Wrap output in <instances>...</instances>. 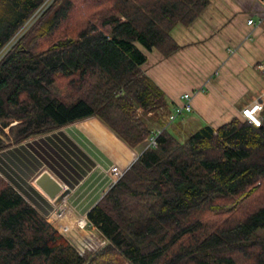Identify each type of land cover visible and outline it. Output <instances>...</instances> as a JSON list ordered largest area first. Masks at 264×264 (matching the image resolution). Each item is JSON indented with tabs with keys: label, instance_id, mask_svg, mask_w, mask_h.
<instances>
[{
	"label": "trees",
	"instance_id": "16d2710c",
	"mask_svg": "<svg viewBox=\"0 0 264 264\" xmlns=\"http://www.w3.org/2000/svg\"><path fill=\"white\" fill-rule=\"evenodd\" d=\"M46 1L0 0V51L18 37L0 59V150L92 116L136 148L166 128L88 212L106 240L88 257L0 175V264H264V110L181 140L144 70L210 1L52 0L35 18Z\"/></svg>",
	"mask_w": 264,
	"mask_h": 264
},
{
	"label": "crops",
	"instance_id": "0c3cea01",
	"mask_svg": "<svg viewBox=\"0 0 264 264\" xmlns=\"http://www.w3.org/2000/svg\"><path fill=\"white\" fill-rule=\"evenodd\" d=\"M209 1L191 25L172 28L181 45L176 53L164 57L157 50L151 51L144 65L147 74L164 89L171 113L181 104L182 94L194 91L208 79L207 91L194 97L193 111L182 122H176L179 117L173 121L180 134L198 124L219 126L241 115V110L264 92L260 68L264 63V0ZM249 19L254 23L250 25ZM164 63L172 67L170 80L159 69ZM163 82L182 87L176 88L173 96L167 95ZM131 149L101 119L92 116L0 150V173L47 219L54 203L32 180L47 168L71 189L67 198L70 212L50 222L66 236L97 234L100 232L90 226L81 228L78 221L86 218L112 187L110 165L131 162Z\"/></svg>",
	"mask_w": 264,
	"mask_h": 264
},
{
	"label": "built area",
	"instance_id": "2783aa9c",
	"mask_svg": "<svg viewBox=\"0 0 264 264\" xmlns=\"http://www.w3.org/2000/svg\"><path fill=\"white\" fill-rule=\"evenodd\" d=\"M248 23L251 25L254 23V20L249 19ZM260 68L262 70H264V63L260 64ZM218 71L219 70H216V74H218ZM208 83H209V81L207 79L204 84L197 87L194 91L186 92V93L182 94V102L177 107H175L176 109L170 114L169 120L167 121L168 122L167 126L171 125L173 123V121H175L180 115L193 111L194 108L192 106H193V101H194V97H195L196 93L206 92ZM263 110H264V92L261 95V97L258 98L254 102V104H250L249 106H247L241 110V116H242V118L247 119L250 122H253L254 125L255 124L260 125L262 120H263V118H262ZM165 128L166 127H156L154 129V132L149 136V138H147L143 143H141V145H139V148L132 147V149H131L132 150V160H131V162H129V164L122 166L118 163H112L110 165L109 172L111 175L110 177L112 178V185L115 184L116 182H118L122 178V175H124L126 173V171L131 167L133 162H135L137 160V158L142 154V152L145 150V148H148V147L150 148V146H157V139L159 137V134H161ZM46 169L47 168H44L43 170H46ZM32 180H33V183H35L34 178ZM64 187L66 188L65 185H64ZM66 199H67V197L60 203H57L54 199H50L54 203L53 204L54 208H53V211L51 212V214L47 217L48 219H52L56 215L60 217L64 213L71 210V206L68 205V202ZM78 225L81 228H85V227L87 228V226L89 225L87 217L81 218L78 221Z\"/></svg>",
	"mask_w": 264,
	"mask_h": 264
},
{
	"label": "rangeland",
	"instance_id": "374dc122",
	"mask_svg": "<svg viewBox=\"0 0 264 264\" xmlns=\"http://www.w3.org/2000/svg\"><path fill=\"white\" fill-rule=\"evenodd\" d=\"M52 2V0H48V1H46V3L44 4V5H42L41 7H42V10H41V12L40 13H38L36 16H34L35 18L36 17H38V15L39 14H41L44 10H45V7L46 6H48L50 3ZM40 7V8H41ZM252 17H255L256 18V15H253ZM30 21V20H29ZM17 37V35L15 34V36H13V39H12V41H11V43H10V46H11V44L12 43H14L15 42V40L18 38H16ZM10 46L8 45V48H10ZM7 47H3L2 48V50L0 51V59L2 58V56L4 55V53H3V51L6 49ZM7 48V49H8ZM6 49V50H7ZM150 53V52H149ZM160 56V55H159ZM166 63H169V64H171L170 63V60H166L165 61ZM166 63H164V65H161V67L159 68V69H161V74L164 76V77H166V79L167 80H170V78L172 79V67H167V66H165V64ZM160 65V64H159ZM263 78V77H262ZM163 85H164V87H165V89H166V91H167V95H174L175 93H177V91H176V88H181L182 86L181 85H177L176 87H172V84L171 85H169L168 83L165 85V83L163 82ZM191 92V91H190ZM172 95V96H173ZM167 109H168V107H167ZM188 113H191V112H187V113H184V114H182V115H180L179 116V118L176 120V122H182L181 120H183V118L184 117H186V115H188ZM14 124L16 123V121L15 122H13ZM199 125H201V124H198L195 128H193L192 130H189V131H187L186 133H183V134H180L179 132H177V131H175V128L172 126V124L171 125H169V129L172 131V132H176L174 135H176V136H178L181 140H185V138H187L190 134L189 133H191V132H193V131H195V129H197L198 127H200ZM6 129V131L8 132L9 131V128L8 127H5ZM1 135V134H0ZM2 138L4 139V141H6L7 143L9 142V144L11 143V138H7V137H4V136H2ZM8 147V146H7ZM6 147V148H7ZM5 150V149H4ZM0 175L5 179V181H8L7 180V178H5V176L4 175H2L1 173H0ZM8 182H10V181H8ZM11 183V182H10ZM65 185V184H64ZM68 198V197H67ZM67 200V199H66ZM68 212H70V210L68 211ZM68 212H66V213H64L62 216H60V217H63L65 214H67ZM59 216H55V217H53V218H60ZM48 219V218H47ZM49 221H52V219H48ZM86 228V227H85ZM260 233H263L264 232V230H260L259 231ZM71 242H73V240L74 239H76L77 240V245L79 246V249H81L84 253V255L86 256V257H88V256H90V255H92V253L93 252H95V250H97L98 248H100L101 246H103L105 243L104 242H106V240H105V238L102 236V235H100V233H95V234H93V233H87V234H85V235H80V236H66ZM75 237V238H74ZM74 243H76V242H74ZM96 245V247H93V246H95Z\"/></svg>",
	"mask_w": 264,
	"mask_h": 264
},
{
	"label": "water",
	"instance_id": "95a60500",
	"mask_svg": "<svg viewBox=\"0 0 264 264\" xmlns=\"http://www.w3.org/2000/svg\"><path fill=\"white\" fill-rule=\"evenodd\" d=\"M34 180L43 193L57 203L62 202L70 194L71 189L65 188L64 184L47 169L41 171Z\"/></svg>",
	"mask_w": 264,
	"mask_h": 264
},
{
	"label": "bare ground",
	"instance_id": "6f19581e",
	"mask_svg": "<svg viewBox=\"0 0 264 264\" xmlns=\"http://www.w3.org/2000/svg\"><path fill=\"white\" fill-rule=\"evenodd\" d=\"M26 29H27V28H26ZM26 29H25V30H26ZM25 30H23V32H24ZM94 185H95V184H94Z\"/></svg>",
	"mask_w": 264,
	"mask_h": 264
}]
</instances>
